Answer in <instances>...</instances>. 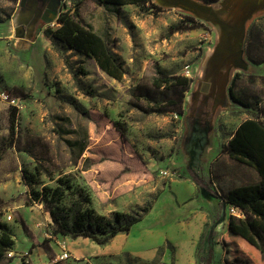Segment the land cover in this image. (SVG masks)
Here are the masks:
<instances>
[{
    "label": "rangeland",
    "instance_id": "obj_1",
    "mask_svg": "<svg viewBox=\"0 0 264 264\" xmlns=\"http://www.w3.org/2000/svg\"><path fill=\"white\" fill-rule=\"evenodd\" d=\"M199 1L218 6L220 0ZM60 4L58 16L76 9L79 20L102 35L123 62L124 74L121 80L110 78L93 60L54 39L47 31L59 26L57 18H41L30 37L25 32L17 34L18 0H0V221L9 223L13 248L25 250L17 254L19 264H73L58 260L46 239L39 247L35 241L31 245L28 237L34 238L30 228L34 212L38 210L41 216L46 211L42 203H32L33 190L55 187L59 178H69L71 189H65L60 204L68 205L81 190L90 196L95 212L103 216L125 208L129 201L133 203L117 211H138L156 198L168 178L164 174L166 158L173 149L169 138L178 122L173 112L157 114L140 108L148 103L137 95L138 87L153 90L151 81L157 69L184 75L189 66L187 76L192 83L185 93L186 105L206 106L202 109L212 118L207 123H194L196 118L188 121L200 125L208 137L221 129L220 135L227 139L247 118L264 121V63H253L247 54L248 69L232 70L228 87L237 74L234 93L251 106L230 98L226 107L211 110L213 101L200 84L203 66L198 64L205 53L211 54L218 40L217 29L209 21L176 7H112L94 0H62ZM172 23L188 28L168 33ZM249 34L256 39L254 56L260 51L264 54V9L246 24L245 41ZM2 92L10 102L1 97ZM13 107L14 134L9 121ZM228 168L238 171L235 161ZM24 170L36 183H28ZM260 245L264 253V239ZM31 251H35L32 257ZM6 258L8 264L14 263ZM80 260V264L135 263L125 257L100 263Z\"/></svg>",
    "mask_w": 264,
    "mask_h": 264
},
{
    "label": "trees",
    "instance_id": "obj_2",
    "mask_svg": "<svg viewBox=\"0 0 264 264\" xmlns=\"http://www.w3.org/2000/svg\"><path fill=\"white\" fill-rule=\"evenodd\" d=\"M94 1L100 5L112 7L145 6L146 4L160 7L153 0ZM190 18L193 20L192 15ZM79 19L76 9L74 12H62L57 18L59 26L54 30L48 29L47 32L68 49L73 50L74 53L93 59L100 71L108 77L121 80L124 74L123 62L114 54L101 35L94 32L91 27L84 25ZM1 21L3 20L0 18ZM187 28L179 23H172L168 28V33L179 32ZM255 40L249 34L245 41L244 52L249 57L248 59L259 65L264 63V54L260 51L254 56L252 53ZM261 47L264 48V42L261 43ZM236 77L237 74L229 88L231 99L249 108L250 102L234 93ZM191 83V77L157 69L156 75L151 81L153 90L138 87L137 95L140 98L143 97L148 105L140 107L138 102H133L132 105L139 106L146 112H156L157 114L173 112L177 116L181 115L185 93ZM15 118L16 112L13 107L9 120L12 134H14ZM12 145V142L9 143V146ZM222 152L228 154L230 159L239 164L253 168L260 178V182L257 184L237 185L222 195L227 204L237 206L245 213V218L230 217L228 230L221 239L222 264H264V253L260 245L261 240L264 239V121L257 117H251L237 124ZM23 177L30 184L36 183L35 177L28 174L26 170L23 172ZM57 181L59 185L55 187L43 186L40 191L33 190L32 203L43 204L44 209L51 217L50 226H53L54 229L51 230L55 235L71 238L84 236L100 245H105L116 233L128 231L131 225L135 221H139L149 210L153 202L138 208V211L134 209L128 212L116 210L109 216H103L95 212L90 205L92 203L90 196L81 190L76 192L75 199L71 203L60 204L65 189H71L72 183L69 178H59ZM13 246L14 239L10 226L0 221V264L10 262V259L6 258V253L11 251ZM124 257L126 260H132L138 264L135 258L130 259L127 254Z\"/></svg>",
    "mask_w": 264,
    "mask_h": 264
},
{
    "label": "crops",
    "instance_id": "obj_3",
    "mask_svg": "<svg viewBox=\"0 0 264 264\" xmlns=\"http://www.w3.org/2000/svg\"><path fill=\"white\" fill-rule=\"evenodd\" d=\"M206 56L209 54L202 56L199 65L203 66ZM185 97L183 113L177 116L175 133L169 138V145L173 149L166 158L168 178L149 210L128 231L116 233L105 245L84 236H61L71 252L69 260L73 264H80V259H93L100 263L104 259H118L126 254L130 259L135 258L138 264H222L221 239L228 230L231 217L227 211L229 204L223 200L222 195L237 185L257 184L260 178L253 168L236 161L237 172L233 173L231 167L228 168L234 160L222 149L237 125L227 139L220 135L221 129L206 136L201 126L194 123L199 120L207 123L212 117L202 109L206 106L186 105ZM188 118L198 120L191 124ZM132 203L126 202L124 207ZM125 208L117 210L123 211ZM44 213L40 216L39 211H35L30 226L34 238H28L31 245L34 241L38 242L37 247L51 223L49 213ZM48 242L57 252L55 244ZM20 252L25 250L12 248L7 252L10 253L11 262L14 260L12 264H19L17 254ZM34 254L35 251H31L30 257ZM43 258L47 259L46 256Z\"/></svg>",
    "mask_w": 264,
    "mask_h": 264
},
{
    "label": "water",
    "instance_id": "obj_4",
    "mask_svg": "<svg viewBox=\"0 0 264 264\" xmlns=\"http://www.w3.org/2000/svg\"><path fill=\"white\" fill-rule=\"evenodd\" d=\"M43 10L38 8V2ZM61 0H19V25L16 33L30 37L34 34L41 18L51 21L58 18L59 2ZM160 7H176L192 14L194 17L209 21L218 32V40L212 52L206 56L203 63L201 86L206 87L207 95L212 98L214 111L226 107L231 98L228 83L234 69L247 70L249 62L244 58V41L246 24L258 11L264 9V0H220L218 6L199 0H153ZM25 3L31 8L25 9ZM25 16L24 20L21 18ZM31 18L30 21L28 19ZM16 34V35H17Z\"/></svg>",
    "mask_w": 264,
    "mask_h": 264
},
{
    "label": "built area",
    "instance_id": "obj_5",
    "mask_svg": "<svg viewBox=\"0 0 264 264\" xmlns=\"http://www.w3.org/2000/svg\"><path fill=\"white\" fill-rule=\"evenodd\" d=\"M191 73V70L189 66H186L184 69L183 74L185 76L189 75ZM1 97L5 99L7 102H10L11 99L6 95V93L2 92ZM164 174L168 175L167 171H164ZM228 213L231 216H236L237 218H245V213L241 209L237 208V206L229 205V208H227ZM11 216H8L7 219H10ZM44 239H48L49 241H52V243L55 244L57 247V252L55 253V256L58 260H69L70 258V251L69 248L65 242L64 239H62L59 235H55L51 228L47 226V229L44 231ZM10 253H7V256L9 257Z\"/></svg>",
    "mask_w": 264,
    "mask_h": 264
},
{
    "label": "flooded vegetation",
    "instance_id": "obj_6",
    "mask_svg": "<svg viewBox=\"0 0 264 264\" xmlns=\"http://www.w3.org/2000/svg\"><path fill=\"white\" fill-rule=\"evenodd\" d=\"M61 1H62V0H61ZM61 1L59 2V8H60V5H61V4H60ZM18 2H19V0H18ZM30 8H31V5H30L29 3H25V9H28V10H29ZM38 8H41L42 10L44 9V8H43V5H42V3H41L40 1L38 2ZM24 17H25V16H22L21 18L24 20V19H25ZM30 20H31V18L28 19V21H30ZM38 24H39V22H38ZM38 24H37V25H38ZM25 33H27V31H25ZM229 88H230V87H228V89H229ZM229 90H230V89H229Z\"/></svg>",
    "mask_w": 264,
    "mask_h": 264
}]
</instances>
